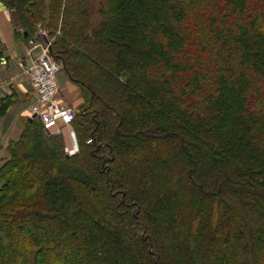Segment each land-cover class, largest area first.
Listing matches in <instances>:
<instances>
[{
    "label": "trees",
    "instance_id": "16d2710c",
    "mask_svg": "<svg viewBox=\"0 0 264 264\" xmlns=\"http://www.w3.org/2000/svg\"><path fill=\"white\" fill-rule=\"evenodd\" d=\"M0 3L79 93L74 155L7 144L0 264H264V0Z\"/></svg>",
    "mask_w": 264,
    "mask_h": 264
},
{
    "label": "crops",
    "instance_id": "0c3cea01",
    "mask_svg": "<svg viewBox=\"0 0 264 264\" xmlns=\"http://www.w3.org/2000/svg\"><path fill=\"white\" fill-rule=\"evenodd\" d=\"M19 31L12 15L5 11L0 3V100L10 98L12 101L3 115H0V159L7 158L6 147L9 141L16 140L22 130L24 123L32 117L30 105L35 100L31 83L26 72L20 64H26L29 56L36 58L39 55L38 45L42 42L34 37L27 41L17 35ZM57 80L61 85L63 98L65 94L77 95L75 105H79L78 89L59 70ZM69 101V99H66ZM64 144L70 145L68 129L63 128L62 136Z\"/></svg>",
    "mask_w": 264,
    "mask_h": 264
},
{
    "label": "built area",
    "instance_id": "2783aa9c",
    "mask_svg": "<svg viewBox=\"0 0 264 264\" xmlns=\"http://www.w3.org/2000/svg\"><path fill=\"white\" fill-rule=\"evenodd\" d=\"M44 34L43 31H41ZM39 55L36 58L29 56V61L20 67L24 68L35 94V102L30 106L31 114L35 115L49 132V135L62 136L63 128L68 129L70 145L64 146L67 156H72L78 151L75 134L71 122L75 113L65 106L57 96V73L61 66L55 63L50 56L47 45L39 44ZM88 140L87 143H90Z\"/></svg>",
    "mask_w": 264,
    "mask_h": 264
},
{
    "label": "rangeland",
    "instance_id": "374dc122",
    "mask_svg": "<svg viewBox=\"0 0 264 264\" xmlns=\"http://www.w3.org/2000/svg\"><path fill=\"white\" fill-rule=\"evenodd\" d=\"M104 3V0H90V6H89V8H90V12H91V18H92V22L93 23H96V22H98L99 21V16H98V10H99V8L101 7V5ZM7 12V11H6ZM10 13V12H9ZM41 31V30H40ZM40 31H38L37 30V35H39V32ZM44 35H45V33H44ZM37 40H39L38 38H37ZM39 42H41V40L39 41ZM57 84H58V91H57V96L58 97H61V99L63 98V94L65 93L64 91L63 92H61V90H60V88H61V85H60V83H59V80H57ZM75 86V85H74ZM63 93V94H62ZM66 99H69V101H67ZM75 99H77V95L75 94V95H72L71 93H69V94H65V101L63 100V102L60 100V102H62L65 106H67V107H69V108H71L72 110H73V112L76 114L77 113V111H78V106L77 105H75V103H76V101H75ZM34 102H35V100H34ZM33 102V103H34ZM32 103V104H33ZM31 104V105H32ZM30 105V106H31ZM18 139V138H17ZM261 142L263 143V140H261ZM77 143V142H76ZM7 158H8V156H7ZM5 160H6V158L5 159H0V166L5 162ZM64 259H65V261L67 262V261H69V255H66V256H64Z\"/></svg>",
    "mask_w": 264,
    "mask_h": 264
},
{
    "label": "water",
    "instance_id": "95a60500",
    "mask_svg": "<svg viewBox=\"0 0 264 264\" xmlns=\"http://www.w3.org/2000/svg\"><path fill=\"white\" fill-rule=\"evenodd\" d=\"M38 31H40V28H38ZM39 33H41V32H39ZM36 38H38V39L41 40L45 45H47L48 48H49V50H50V45H51V43L49 42V40L47 39V37H46L44 34L36 35ZM35 117H36V116L33 115L31 118H35ZM44 131H45V133H46L47 135H49V132H48L47 130H44Z\"/></svg>",
    "mask_w": 264,
    "mask_h": 264
}]
</instances>
